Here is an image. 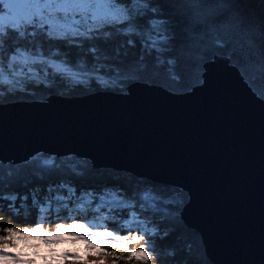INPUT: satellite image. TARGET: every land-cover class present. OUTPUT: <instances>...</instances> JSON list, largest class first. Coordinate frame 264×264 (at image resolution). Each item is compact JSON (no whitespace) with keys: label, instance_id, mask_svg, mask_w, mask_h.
Instances as JSON below:
<instances>
[{"label":"water","instance_id":"obj_1","mask_svg":"<svg viewBox=\"0 0 264 264\" xmlns=\"http://www.w3.org/2000/svg\"><path fill=\"white\" fill-rule=\"evenodd\" d=\"M189 91L133 81L123 92L0 102V162L86 159L187 193L179 216L212 264H264V100L226 58Z\"/></svg>","mask_w":264,"mask_h":264},{"label":"snow or ice","instance_id":"obj_2","mask_svg":"<svg viewBox=\"0 0 264 264\" xmlns=\"http://www.w3.org/2000/svg\"><path fill=\"white\" fill-rule=\"evenodd\" d=\"M234 0H0V97L24 92L26 82L48 83L47 69L58 74L66 87H89L92 81L101 89L114 86L123 80L135 78L144 65L132 63L125 68L114 67L104 63L107 56L100 54L94 39L108 37L111 31L128 36L127 44L134 45L136 37L145 48L155 49L157 53L174 52L168 60L173 65L177 59L187 65L188 72L199 73L201 61L207 56H219L234 61L241 68L246 79L255 80L256 76L264 78V42L257 39L256 26L237 8L230 7ZM264 3V0H261ZM151 14V15H149ZM147 25V26H145ZM108 28L109 30H105ZM37 30L49 40L66 41L91 53L94 66L83 70L84 64L77 61L72 66L64 58L55 60L46 57L39 46H32ZM88 42L87 44L85 42ZM64 57L67 53L62 54ZM143 57H141V60ZM158 62H162L157 58ZM36 65H46L38 72ZM105 69V75L100 69ZM111 70L114 75L108 76ZM40 72L44 80L41 81ZM173 79H177L173 76ZM264 85V80H262ZM33 159L40 160L42 166H52L54 157H45L38 153ZM4 165L0 162V168ZM57 167H59L57 165ZM76 170V166H71ZM12 176V172H8ZM4 176L0 175V183ZM59 188L66 189L68 195L57 193L46 196L44 204H38L33 192L32 204L38 207L40 215L31 225L25 223L17 226L8 222L0 225V264H35L39 257L44 264H149L159 260L153 251V242L146 241L145 235L151 237L158 229L153 227L145 231L132 230L133 223L143 225L146 221L135 211L129 210L123 221L124 234L110 228L102 221L107 219L101 212L97 223L85 218L77 219L72 215L67 201L73 197L79 201L74 207L84 211L91 207L95 193L92 190L81 191L79 197L73 187L61 183ZM38 190V189H37ZM53 188L49 186L48 192ZM27 199L26 195L0 192V204L10 201L0 210L12 212L18 217L15 201ZM150 191L141 193V200L153 209L157 207ZM64 202L59 207L67 208L68 222H55L46 226L42 221L51 201ZM165 205L183 203L180 193H173L166 198ZM23 206V204L21 205ZM116 206L132 209V201L118 196L116 192L105 189L98 195V202L92 207L93 212L106 208L108 212ZM141 209L145 204L140 205ZM167 216L169 210L161 209ZM3 217H0V221ZM168 231L162 233L166 237ZM64 237L68 239L65 240ZM39 243L29 244V239ZM70 245V247H61ZM43 248V254H41ZM28 249L31 251L29 252ZM169 255H174L170 252Z\"/></svg>","mask_w":264,"mask_h":264},{"label":"trees","instance_id":"obj_3","mask_svg":"<svg viewBox=\"0 0 264 264\" xmlns=\"http://www.w3.org/2000/svg\"><path fill=\"white\" fill-rule=\"evenodd\" d=\"M227 6L237 8L249 18L256 26L258 32L257 39L264 42V3H261V0H234L233 3ZM105 30L109 29L106 28ZM31 39L33 40L32 46H39L41 52L46 57L50 56L55 60L64 58L74 67L77 66V61L82 58L84 64L83 70L85 71L91 70L94 66L92 54L78 48L75 44L68 45L66 41L49 40L39 30H37L36 36ZM127 39L128 36L112 30L108 37L100 36L91 42L97 46L100 54L108 57L106 61H103L104 63L122 69L132 63L144 65V69L135 78L123 80L105 89L123 92L131 82L143 81L161 85L172 92H186L201 82L202 64L213 57L211 55L205 56L201 61L199 73L192 74L188 72L186 63L180 59H177L173 65L168 64V60L175 55L174 52L164 51L157 53L155 49L149 50L136 37H133L135 46H130L127 44ZM85 43L87 44L88 42L86 41ZM64 53H67L66 57L62 55ZM141 57H143L142 60ZM158 57L162 62H158ZM231 63L236 65L234 61H231ZM236 66L241 71V68L238 65ZM35 67L39 72L42 67L46 68V65H36ZM47 71L49 73L47 84L44 82L37 83L36 81L26 82L24 92L17 91L16 93L0 97V102L20 99L40 100L44 99L51 92L67 96H79L96 90H103L95 84V80L92 81L89 87H66L58 74H53L50 68ZM100 74L105 75V69L101 68ZM107 75L112 76L114 73L108 70ZM173 76H176L177 79H173ZM40 77L41 81H43L42 72H40ZM246 80L257 95L264 100V85H262L264 78L257 75L254 81ZM43 155L45 157L50 156ZM51 157H54L53 165L47 167L42 166L41 161L33 159V157L20 164L3 163L4 167L0 168V175L4 176V181L0 183V192L16 193L18 196L26 195L27 199L24 201L17 199L15 201V207L18 211L17 218H13V214L10 211L0 210V217H3L0 225H5L8 222L17 226H23L25 223L29 225L35 223L40 213L38 207L32 204L33 192H35L38 204L43 205L44 198L51 195L48 192L49 186L56 189L61 183L66 182L75 189L76 197L80 195L81 191L92 190L95 193L93 201L97 200L98 195L105 189H116L124 199L133 202L134 207L132 209L143 211L156 224L158 231L151 237L145 235V240L153 242V251L159 254L160 259H153L149 261V264H212L205 255L199 233L185 226L179 216L180 210L188 197L187 193L183 190L174 186L137 178L126 172L103 168L94 169L88 160L72 155ZM72 165L76 166L75 171L71 167ZM9 171L12 172L11 177L8 176ZM144 191H150L153 197H159L155 201L157 205L155 209L149 207L145 201L141 200V193ZM173 193H180L183 196V203L179 205H165L163 201ZM75 199L73 197L67 201L75 218L88 219L96 213L90 207H85L84 211L75 208L73 201L79 203ZM8 203L11 202L4 201L0 206L6 207ZM63 203L61 201H51L42 221L46 226H50L55 222H68L69 211L67 208L59 207L58 211H53L54 208ZM142 203L145 204L144 209L140 207ZM22 204L23 206H21ZM101 209L104 210V208ZM132 209H121L119 206L114 207L110 216L106 219L107 225L124 234L126 229L124 228L123 221L127 218L128 211ZM161 209L169 210L167 216H165V213ZM132 230L139 232L136 227L132 228ZM165 230L168 231V235L162 237V233ZM29 241L33 242V239H29ZM34 243H39V241ZM61 247H70V245H62ZM28 251L30 252L31 250L28 249ZM170 252H174V255L170 256ZM41 254H43L42 249Z\"/></svg>","mask_w":264,"mask_h":264},{"label":"rangeland","instance_id":"obj_4","mask_svg":"<svg viewBox=\"0 0 264 264\" xmlns=\"http://www.w3.org/2000/svg\"><path fill=\"white\" fill-rule=\"evenodd\" d=\"M64 183L67 184L66 182H64ZM67 185H68V184H67ZM68 186H69V185H68ZM70 187H71V186H70ZM107 189H109V190H111V191H114V192L117 193L118 196H121V193H119L118 190H116V189H110V188H107ZM57 193H59V194H61V195H64V196H67V195H68L66 189H61V188L57 187L56 189H53V191L51 192V195H49L48 198L51 199V197H52V196H55ZM102 193H103V192H101V194H102ZM78 197H79V196H78ZM121 197H122V196H121ZM122 198H123V197H122ZM75 200H76V199H75ZM97 202H98V199L95 200V201H93V204H92V206L90 207V209H92V207H95V204H96ZM131 211H135L136 213L139 214V217H140L142 220L146 221V223H144L143 225L133 223V224L131 225V228H135V227H136L139 231H145L146 229L153 228V227L157 228V227H156V224H154V223L151 221V219H150L149 217H147L146 214H145L143 211H141V210H134V209H132ZM101 212L106 213L107 217H109L110 214H111V211L108 212L107 209L104 208V210L101 209L100 212H96L93 216H91L90 218H88V219H86V220H92L93 223H97V217L100 215ZM126 219H127V218H126ZM126 219H124V220H126ZM102 222H103L104 224L107 225L106 219L103 220ZM123 224H124V223H123ZM64 239L67 240L68 238H67V237H64ZM30 240H32V239L30 238ZM34 242H36V241H34V240H33V242L28 241L29 244L34 243ZM41 249H42V251H43V248H41ZM35 264H44V262H43L42 260H40L39 257H37V258H36V261H35Z\"/></svg>","mask_w":264,"mask_h":264},{"label":"bare ground","instance_id":"obj_5","mask_svg":"<svg viewBox=\"0 0 264 264\" xmlns=\"http://www.w3.org/2000/svg\"><path fill=\"white\" fill-rule=\"evenodd\" d=\"M97 91V90H96Z\"/></svg>","mask_w":264,"mask_h":264}]
</instances>
